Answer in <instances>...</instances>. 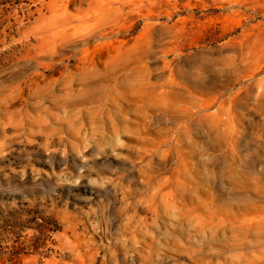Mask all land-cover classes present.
Wrapping results in <instances>:
<instances>
[{"label": "rangeland", "instance_id": "1", "mask_svg": "<svg viewBox=\"0 0 264 264\" xmlns=\"http://www.w3.org/2000/svg\"><path fill=\"white\" fill-rule=\"evenodd\" d=\"M26 1L0 264H264V0Z\"/></svg>", "mask_w": 264, "mask_h": 264}, {"label": "trees", "instance_id": "2", "mask_svg": "<svg viewBox=\"0 0 264 264\" xmlns=\"http://www.w3.org/2000/svg\"><path fill=\"white\" fill-rule=\"evenodd\" d=\"M24 4H28V2L26 0H0V35H2L1 32L5 27L4 24L9 21V11L18 12L19 16L28 18V12L31 9L24 7ZM14 27L15 24H12L11 28H8V30L14 29ZM10 259H12V257ZM13 264H19V262L15 260Z\"/></svg>", "mask_w": 264, "mask_h": 264}]
</instances>
